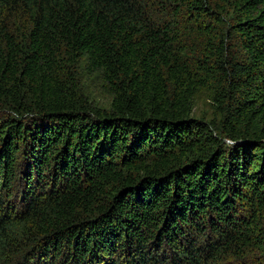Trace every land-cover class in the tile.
Masks as SVG:
<instances>
[{
    "label": "trees",
    "instance_id": "1",
    "mask_svg": "<svg viewBox=\"0 0 264 264\" xmlns=\"http://www.w3.org/2000/svg\"><path fill=\"white\" fill-rule=\"evenodd\" d=\"M0 264H264V0H0Z\"/></svg>",
    "mask_w": 264,
    "mask_h": 264
},
{
    "label": "rangeland",
    "instance_id": "2",
    "mask_svg": "<svg viewBox=\"0 0 264 264\" xmlns=\"http://www.w3.org/2000/svg\"><path fill=\"white\" fill-rule=\"evenodd\" d=\"M230 44H232L230 51L231 56L234 58H243L239 39L232 37ZM190 46H195L196 49L197 43L192 42L190 43ZM76 68V75L81 92L95 105L101 108L109 109L112 98L108 94L102 79L97 75L89 74L85 70L84 63L78 64ZM193 115L207 119L217 117V107L216 102L213 100V93L210 91H203L196 97L193 106ZM262 255L263 254H256L258 259L262 258Z\"/></svg>",
    "mask_w": 264,
    "mask_h": 264
}]
</instances>
